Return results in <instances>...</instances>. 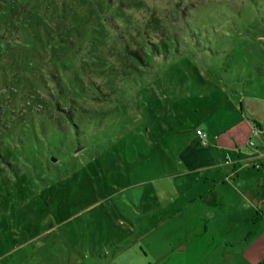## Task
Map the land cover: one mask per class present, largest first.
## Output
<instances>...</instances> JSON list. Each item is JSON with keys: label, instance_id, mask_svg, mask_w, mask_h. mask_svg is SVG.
Instances as JSON below:
<instances>
[{"label": "rangeland", "instance_id": "1", "mask_svg": "<svg viewBox=\"0 0 264 264\" xmlns=\"http://www.w3.org/2000/svg\"><path fill=\"white\" fill-rule=\"evenodd\" d=\"M241 98L264 118V0H0V264H207L168 166Z\"/></svg>", "mask_w": 264, "mask_h": 264}, {"label": "crops", "instance_id": "2", "mask_svg": "<svg viewBox=\"0 0 264 264\" xmlns=\"http://www.w3.org/2000/svg\"><path fill=\"white\" fill-rule=\"evenodd\" d=\"M243 100L238 112L211 106L205 129L197 126L190 135L179 136L181 146L174 154L175 162L168 166L182 180L175 183L176 194L200 182L199 192L180 199L178 210L188 204L197 210L209 207L208 215L202 217L205 224L210 222L207 264L264 263V133L252 134L254 126L264 130V118L242 116ZM228 115L231 121L226 120ZM196 129L204 133V143ZM203 229L206 234L207 225Z\"/></svg>", "mask_w": 264, "mask_h": 264}, {"label": "built area", "instance_id": "3", "mask_svg": "<svg viewBox=\"0 0 264 264\" xmlns=\"http://www.w3.org/2000/svg\"><path fill=\"white\" fill-rule=\"evenodd\" d=\"M264 129V126L262 127ZM196 134L198 135V137L200 138V140L204 143L205 142V138H204V133L201 131V129H196L195 130ZM258 132V129L256 126H254L252 128V134L253 135H256ZM248 144L249 145H253V141L252 140H248ZM254 166L257 167L258 166V163H254Z\"/></svg>", "mask_w": 264, "mask_h": 264}, {"label": "trees", "instance_id": "4", "mask_svg": "<svg viewBox=\"0 0 264 264\" xmlns=\"http://www.w3.org/2000/svg\"><path fill=\"white\" fill-rule=\"evenodd\" d=\"M162 45H163V47H164L163 50L165 51V50H166V47H165L166 43L163 42ZM156 52H158V51L156 50ZM129 53H131L134 57H136V59H138L139 61L142 62V54H141L139 51L134 50V51H131V52H129ZM263 264H264V263H263Z\"/></svg>", "mask_w": 264, "mask_h": 264}]
</instances>
